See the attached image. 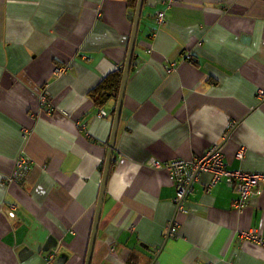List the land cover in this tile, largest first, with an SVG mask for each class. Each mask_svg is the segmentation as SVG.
I'll return each mask as SVG.
<instances>
[{
    "label": "crops",
    "instance_id": "obj_1",
    "mask_svg": "<svg viewBox=\"0 0 264 264\" xmlns=\"http://www.w3.org/2000/svg\"><path fill=\"white\" fill-rule=\"evenodd\" d=\"M130 1L0 0V264H85L117 99L89 93L122 71ZM133 57L91 264H264L237 236L264 234V186L237 211L202 174L181 213L147 164L221 146L226 169L264 172V0H144Z\"/></svg>",
    "mask_w": 264,
    "mask_h": 264
},
{
    "label": "built area",
    "instance_id": "obj_2",
    "mask_svg": "<svg viewBox=\"0 0 264 264\" xmlns=\"http://www.w3.org/2000/svg\"><path fill=\"white\" fill-rule=\"evenodd\" d=\"M159 23L163 21V13L159 12L156 16ZM187 61H191L193 57L190 54L185 56ZM62 67L55 71L56 76L64 74ZM259 97H263L261 93ZM40 102L47 104V96L45 91L40 92ZM101 117L105 116V112L100 111ZM232 128V124L228 125V130ZM27 134H24V138ZM243 150L238 153V158H242ZM148 166L155 170H165L171 182L175 186L176 195L174 204L178 212L185 213V199L192 192V183L202 174H209L205 191L210 192L220 182H224L228 187L233 189L238 198L233 203V208L242 211L248 201L253 197H257L261 193V187L264 186V172L249 173L240 170L230 171L226 169L223 161V153L221 146H213L205 152L201 157L191 160H173L170 162H161L159 160L150 159ZM30 161L22 152L15 161V170L11 181H21L27 175L30 168ZM177 223L173 221L169 227V235H173L176 231ZM239 240L250 242L256 246L264 248V234L257 229H250L237 232Z\"/></svg>",
    "mask_w": 264,
    "mask_h": 264
},
{
    "label": "water",
    "instance_id": "obj_3",
    "mask_svg": "<svg viewBox=\"0 0 264 264\" xmlns=\"http://www.w3.org/2000/svg\"><path fill=\"white\" fill-rule=\"evenodd\" d=\"M143 2L144 0H137L134 11L129 12V19L132 21V30H131V35L129 38V45L127 49L126 59H125V62L122 68V76H121L120 85L118 89L116 105H115L114 113H113L112 129H111V134H110V139H109V149H108L105 162H104V166H103L102 181H101L99 196L97 200L96 210L94 214L93 225H92L90 240L88 244L85 264H91V260H92V253L94 249V243L96 240L98 224L100 221L101 209H102V204H103L104 194H105V189H106V183H107L108 175H109L111 165H112L113 150H114L118 125H119L122 106H123L124 97H125L126 83H127V79L130 73L131 66H132L133 54H134L139 24H140Z\"/></svg>",
    "mask_w": 264,
    "mask_h": 264
},
{
    "label": "trees",
    "instance_id": "obj_4",
    "mask_svg": "<svg viewBox=\"0 0 264 264\" xmlns=\"http://www.w3.org/2000/svg\"><path fill=\"white\" fill-rule=\"evenodd\" d=\"M135 3L136 0L130 1L129 7L132 9V11L135 8ZM121 75V69H118L116 72L108 75L95 89L90 91L89 96L93 99L94 102H97L98 100L103 101L110 96L117 98Z\"/></svg>",
    "mask_w": 264,
    "mask_h": 264
}]
</instances>
